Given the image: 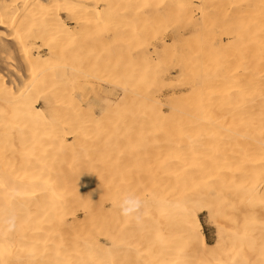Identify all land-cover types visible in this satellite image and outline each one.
<instances>
[{"label":"bare ground","instance_id":"6f19581e","mask_svg":"<svg viewBox=\"0 0 264 264\" xmlns=\"http://www.w3.org/2000/svg\"><path fill=\"white\" fill-rule=\"evenodd\" d=\"M0 264H264V0H0Z\"/></svg>","mask_w":264,"mask_h":264},{"label":"rangeland","instance_id":"374dc122","mask_svg":"<svg viewBox=\"0 0 264 264\" xmlns=\"http://www.w3.org/2000/svg\"><path fill=\"white\" fill-rule=\"evenodd\" d=\"M233 52V51H232ZM176 70H174V71H172V73L170 74V77L171 78H173L172 76H174L176 73H173V72H175ZM173 74V75H172ZM172 75V76H171ZM176 76V75H175ZM174 76V77H175ZM182 91H183V89H182ZM103 92V91H102ZM184 92V91H183ZM162 109L164 110V111H166V109H167V107L166 106H162ZM99 114V112L97 111L96 112V115H98ZM136 142H138V141H136ZM222 144H224V143H222ZM134 145H135V147H136V149H135V157H136V163L137 164H135L134 162H132V161H129L127 158H126V160H128V162L130 163L131 162V164H132V166L134 167L135 165V168H133V167H131V169L130 168H127L126 167V169H127V171L126 172H130L131 173V170L133 169V170H136L137 171V166H138V168H140L141 167V169H142V167L143 166H145L146 168H147V164L145 163V161H146V158H145V156H146V150H145V147L144 146H142V145H138L137 146V143H135V141H134ZM225 146H224V148H226V149H228L229 150V147H227V146H232V144L231 145H229V144H224ZM222 146V145H221ZM129 154L132 152V146L131 147H129ZM127 152V154H128V151H126ZM125 152V153H126ZM124 154V153H123ZM216 158H220L221 159V157H219V156H217ZM122 159V158H121ZM121 159H119V160H121ZM219 159V160H220ZM127 162V161H126ZM209 161H206V163H208ZM129 163H125V164H127L129 167L131 166V164L129 165ZM142 163H145V165H142ZM134 164V165H133ZM209 164V163H208ZM211 164V163H210ZM145 167H143V169H145ZM129 169V170H128ZM140 169V171L141 172H144L145 170H141ZM132 170V172L133 173H136V171L134 172ZM139 170V169H138ZM128 172V173H129ZM139 172V171H138ZM141 172H139V173H141ZM207 201H205V203H206ZM203 208V207H202ZM200 208V209H198V210H196L197 211V213H198V218H199V221H200V224H201V228H202V232H203V234H204V236H205V239H206V241L208 242V243H213L214 241H215V238H216V228H215V226H214V223L212 222V218H210L209 217V215H208V213L206 212V209L205 208Z\"/></svg>","mask_w":264,"mask_h":264},{"label":"clouds","instance_id":"9594fccd","mask_svg":"<svg viewBox=\"0 0 264 264\" xmlns=\"http://www.w3.org/2000/svg\"><path fill=\"white\" fill-rule=\"evenodd\" d=\"M141 206L140 198L134 194L122 195L117 203L120 215L136 222L141 220Z\"/></svg>","mask_w":264,"mask_h":264}]
</instances>
